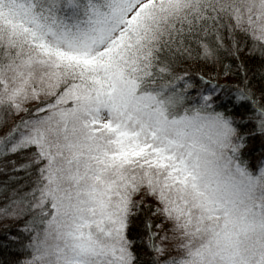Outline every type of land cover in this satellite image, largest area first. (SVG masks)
Wrapping results in <instances>:
<instances>
[{"label":"snow or ice","instance_id":"6c2138e0","mask_svg":"<svg viewBox=\"0 0 264 264\" xmlns=\"http://www.w3.org/2000/svg\"><path fill=\"white\" fill-rule=\"evenodd\" d=\"M0 264H264V0H0Z\"/></svg>","mask_w":264,"mask_h":264}]
</instances>
